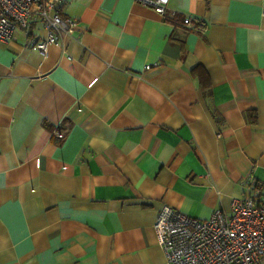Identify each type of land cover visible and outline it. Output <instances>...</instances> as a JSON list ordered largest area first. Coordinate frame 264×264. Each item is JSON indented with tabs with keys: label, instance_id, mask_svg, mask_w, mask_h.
<instances>
[{
	"label": "crops",
	"instance_id": "1",
	"mask_svg": "<svg viewBox=\"0 0 264 264\" xmlns=\"http://www.w3.org/2000/svg\"><path fill=\"white\" fill-rule=\"evenodd\" d=\"M60 6L44 55L39 23L0 41V264H168L162 205L264 196V0Z\"/></svg>",
	"mask_w": 264,
	"mask_h": 264
},
{
	"label": "built area",
	"instance_id": "2",
	"mask_svg": "<svg viewBox=\"0 0 264 264\" xmlns=\"http://www.w3.org/2000/svg\"><path fill=\"white\" fill-rule=\"evenodd\" d=\"M66 0H0V41L15 37L17 31L30 33L37 23L46 30L34 47L44 55L50 44H59L70 34L76 21L61 14ZM163 14L168 0H136ZM182 22L201 29L190 16ZM55 135L61 137L60 131ZM242 198H233L230 209H215L204 219L187 216L162 205L154 227L168 264H264V196L258 188Z\"/></svg>",
	"mask_w": 264,
	"mask_h": 264
},
{
	"label": "trees",
	"instance_id": "3",
	"mask_svg": "<svg viewBox=\"0 0 264 264\" xmlns=\"http://www.w3.org/2000/svg\"><path fill=\"white\" fill-rule=\"evenodd\" d=\"M191 74L193 75V78L198 79L199 88L202 94L205 96V98H209L210 97V86H209V82L207 80L206 74L204 72V69H201L200 66H195L191 70ZM249 119L251 122L255 121V115L253 117L252 116L249 117Z\"/></svg>",
	"mask_w": 264,
	"mask_h": 264
}]
</instances>
